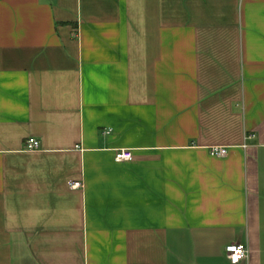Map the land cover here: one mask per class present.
<instances>
[{
    "label": "crops",
    "instance_id": "0c3cea01",
    "mask_svg": "<svg viewBox=\"0 0 264 264\" xmlns=\"http://www.w3.org/2000/svg\"><path fill=\"white\" fill-rule=\"evenodd\" d=\"M233 243L264 264V0H0V264Z\"/></svg>",
    "mask_w": 264,
    "mask_h": 264
},
{
    "label": "built area",
    "instance_id": "2783aa9c",
    "mask_svg": "<svg viewBox=\"0 0 264 264\" xmlns=\"http://www.w3.org/2000/svg\"><path fill=\"white\" fill-rule=\"evenodd\" d=\"M40 146V141L35 138L31 137L26 141L25 148L27 150H36ZM211 154L218 156V157H225L228 154V148L223 146H213L211 149ZM133 158V151L131 149H119L115 153V159L118 162H127L132 160ZM72 188H79L81 187V183L79 182H72ZM227 256L229 260L237 264L242 260L248 259L250 256V249L248 246L240 243H233L227 247Z\"/></svg>",
    "mask_w": 264,
    "mask_h": 264
}]
</instances>
